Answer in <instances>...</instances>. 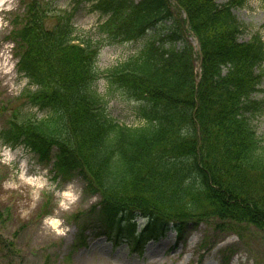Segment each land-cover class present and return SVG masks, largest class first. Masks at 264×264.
Masks as SVG:
<instances>
[{
    "label": "trees",
    "instance_id": "obj_1",
    "mask_svg": "<svg viewBox=\"0 0 264 264\" xmlns=\"http://www.w3.org/2000/svg\"><path fill=\"white\" fill-rule=\"evenodd\" d=\"M21 1L11 38L32 89L20 99L43 115L10 108L3 144L53 153L61 173L99 196L108 238L134 250L169 229L180 236L195 221L264 231V141L252 121L264 107L254 97L264 41L258 32L241 41L244 26L233 13L247 0H99L92 9L106 16L99 27L106 40L153 34L104 71L99 39L79 34L72 15L44 0ZM101 78L140 103L141 126L108 114Z\"/></svg>",
    "mask_w": 264,
    "mask_h": 264
},
{
    "label": "rangeland",
    "instance_id": "obj_2",
    "mask_svg": "<svg viewBox=\"0 0 264 264\" xmlns=\"http://www.w3.org/2000/svg\"><path fill=\"white\" fill-rule=\"evenodd\" d=\"M44 1L50 9L72 15L79 34L99 39L97 67L101 71L136 54L153 35L148 32L137 40L112 42L99 28L106 16L92 9L99 0ZM23 10L21 0H0V127L12 107L43 115L20 99L29 84L16 69L14 45L7 39L15 15ZM233 12L244 26L240 40L258 32L264 41L261 0H247ZM97 88L112 118L132 127L143 124L137 112L140 104L126 92L104 78L97 81ZM254 97L264 100V79ZM252 121L264 141V107ZM97 201V196L84 192L79 177L58 172L52 157L41 159L39 152L23 146L0 145V264H264V231L244 223L195 221L180 237L169 231L142 250L132 251L128 242L107 239L105 223L97 217ZM142 222L139 219L137 224Z\"/></svg>",
    "mask_w": 264,
    "mask_h": 264
}]
</instances>
